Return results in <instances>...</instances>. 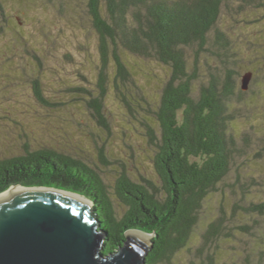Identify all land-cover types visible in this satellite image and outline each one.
I'll list each match as a JSON object with an SVG mask.
<instances>
[{
	"label": "trees",
	"instance_id": "1",
	"mask_svg": "<svg viewBox=\"0 0 264 264\" xmlns=\"http://www.w3.org/2000/svg\"><path fill=\"white\" fill-rule=\"evenodd\" d=\"M53 1L62 12L70 0ZM84 4L85 16L80 15L76 23L94 37L93 52L88 51L97 68V93L76 85V103H87L91 117L108 136L113 134L104 105L108 92L128 105L143 127L138 134L144 132L153 148L151 160L158 181L142 174L131 176L123 157L113 155L108 138L98 142L97 161L54 145L30 149L24 143L23 154L0 160V193L19 184L88 198L105 233V254L122 246L126 232L136 229L152 236L144 264H221L224 253L232 260L238 256L234 264H264V195L251 193L256 178L245 171L251 162L256 167L263 158L264 147L255 148L264 138L234 127L243 117L264 122L260 111L264 91L252 89L253 82L264 75V70L253 67L259 61L264 66V0H85ZM7 18L0 4L3 26L8 25ZM235 26L249 38L234 33ZM4 30L0 28V47L9 51L10 60L16 43L8 41ZM28 33H19L27 44L21 43L23 58L41 66L43 57L29 47ZM140 61L154 63L163 71L154 76L160 88L155 107L137 98L126 83L133 71L141 70ZM244 72L252 73L246 90L241 88ZM33 82V93L42 103L38 80ZM140 100L149 107L140 105ZM135 105L144 115L136 116ZM249 109L256 111L246 115ZM122 134L129 137L125 130ZM251 148L256 152L249 159ZM112 162L118 168H109ZM105 176L113 179L114 193L124 209L121 214ZM225 204H230L229 211ZM190 250L194 257L185 263L182 253Z\"/></svg>",
	"mask_w": 264,
	"mask_h": 264
},
{
	"label": "rangeland",
	"instance_id": "2",
	"mask_svg": "<svg viewBox=\"0 0 264 264\" xmlns=\"http://www.w3.org/2000/svg\"><path fill=\"white\" fill-rule=\"evenodd\" d=\"M84 1L70 0L66 8L58 12L56 9L58 3L55 4V1L52 3L51 0H0L9 20L7 26L0 23V28H5L3 33H8L6 34L9 37L8 41L16 43L15 57L10 60L7 57L9 51L0 47V51L3 52L0 54V160L23 154V145L27 143L30 149L54 145L74 155L95 157L94 160L97 161L98 142L100 144L102 139L108 138L115 149L113 155L117 153V156L123 157L122 160L125 161L126 169L131 176L137 177L142 174L157 183L153 160H151L153 148L147 143L146 137H143L144 132L140 131L138 134L143 127L134 119L128 105L123 104L124 102L120 101L115 93L108 92L104 105L113 130V134L108 136L91 117L87 103L83 101L80 104L76 103V89L73 90L76 85L88 86L94 94L97 93L95 88L97 68L95 59L92 60L88 51L93 52L94 37L86 33L84 26H78L76 23V20L81 18L80 15L85 16ZM29 20L31 22L28 27ZM237 28L234 27V33H238L241 38H249L250 35L244 36L241 33L242 29L237 30ZM28 30L30 33L26 37L30 35L31 38L28 45L41 53L43 57L40 59L41 66L34 59L23 58L25 49L21 44L24 43L21 34L25 35ZM12 60H15L13 64ZM245 63L249 64L247 61ZM259 63H255L253 67L264 70L263 63L261 61ZM140 64L141 70H137L136 73L133 71L131 79L126 83L130 89H135L137 98L143 97L151 103L150 106L155 107L160 88L159 80L154 76L155 73L159 74L163 71L154 63L147 64L140 61ZM110 69L112 72L108 79L109 84H112L114 70L112 67ZM78 74H82L84 78ZM262 77L264 75H259L257 81L253 82L254 91L257 89L264 91ZM34 79L38 80L39 88L43 93V104L33 93ZM108 88L112 90L111 85ZM131 102L135 103L133 100ZM139 102L140 105L149 107L143 100ZM260 106V111L264 113L263 105ZM239 109L241 113H246L244 108ZM133 110L137 112L136 116L141 117L145 113L139 105L133 106ZM247 111L249 114L246 115H252L256 110ZM152 122L158 133L157 121ZM234 127L237 132L242 131L254 138H264V122H249L243 117L234 123ZM124 130L129 132V137L122 134ZM260 143L261 145L255 149L264 147V142ZM255 152L253 148L249 150V159ZM262 153L263 158L256 163V167L254 162L246 161V165L250 164L245 171L250 172L248 174L254 173L256 178L257 184L252 186L251 193L255 191L264 195V151ZM116 164L112 162L109 168L117 167ZM107 183L110 185L112 200L121 214L124 209L114 193L113 179L108 178ZM228 191L229 189L226 193ZM76 196L80 195L76 194ZM83 199L86 200L84 197ZM214 200L218 203L220 195L217 194ZM229 206L230 204H225L224 207L229 211ZM144 235L149 240L148 235ZM196 243L191 245V249L196 248ZM182 256L185 263L191 261L194 257L193 250L183 252ZM222 256L221 264H234L233 260L238 262V256H234L233 260L228 253Z\"/></svg>",
	"mask_w": 264,
	"mask_h": 264
},
{
	"label": "water",
	"instance_id": "3",
	"mask_svg": "<svg viewBox=\"0 0 264 264\" xmlns=\"http://www.w3.org/2000/svg\"><path fill=\"white\" fill-rule=\"evenodd\" d=\"M251 76L242 75L243 90ZM17 186L25 189L0 196V264H144L151 235L148 240L146 233L130 229L122 246L105 254V233L88 198L52 187Z\"/></svg>",
	"mask_w": 264,
	"mask_h": 264
},
{
	"label": "bare ground",
	"instance_id": "4",
	"mask_svg": "<svg viewBox=\"0 0 264 264\" xmlns=\"http://www.w3.org/2000/svg\"><path fill=\"white\" fill-rule=\"evenodd\" d=\"M25 188L24 187H22V186H10V188L9 189H7L6 191H4V192H1L0 193V196L1 195H4V194H7V193H10V192H15V191H19V190H24ZM67 195H72V196H74V197H77V198H79V199H82L83 201H86V200H84L83 199V197H81V196H76V194H73V193H66Z\"/></svg>",
	"mask_w": 264,
	"mask_h": 264
}]
</instances>
